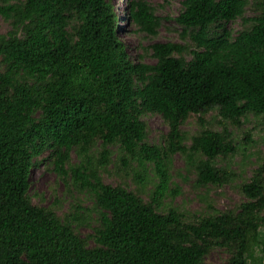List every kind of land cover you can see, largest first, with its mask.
Instances as JSON below:
<instances>
[{
    "label": "trees",
    "instance_id": "16d2710c",
    "mask_svg": "<svg viewBox=\"0 0 264 264\" xmlns=\"http://www.w3.org/2000/svg\"><path fill=\"white\" fill-rule=\"evenodd\" d=\"M111 3L0 6L12 24L0 35V264H205L215 247L232 252L226 264H241L261 244L256 215L264 211V186L258 177L242 186L252 201L237 215L187 222L175 209H158L168 193L165 160L172 154L196 163L199 186L228 180L215 161L236 151L231 134L207 129L203 116L218 109L223 121L236 125L248 115L264 116V0L248 20L251 28L235 37L211 27L244 18L249 0H183L176 21L191 31L193 57L176 56L186 51L181 44L157 43L153 65L132 58ZM129 18L157 34L159 18L147 2L131 1ZM147 113L159 114L169 127L164 148L148 143ZM191 115L205 129L187 147L181 126ZM99 140L103 150L94 168L91 153ZM113 144L124 151L126 166L130 160L144 169L155 164L160 183L152 202L103 182L100 169L110 163ZM72 151L83 159L79 166L70 167ZM46 152L59 176L93 193L100 214L96 247L87 246L72 221L32 205L30 172Z\"/></svg>",
    "mask_w": 264,
    "mask_h": 264
},
{
    "label": "rangeland",
    "instance_id": "374dc122",
    "mask_svg": "<svg viewBox=\"0 0 264 264\" xmlns=\"http://www.w3.org/2000/svg\"><path fill=\"white\" fill-rule=\"evenodd\" d=\"M133 0H111V4L118 18V35L136 62L155 64L151 47L157 43H178L186 47V51L177 57H184L190 61L192 51L196 49L192 41L191 31H185L176 21L181 13L183 0H142L147 2L159 18V27L155 36L147 34L129 18V6ZM138 1V0H135ZM262 0H249L244 18L223 22L222 27L215 24L211 32L222 33L227 29L235 37L243 30H249L252 23L248 20L260 13ZM23 0H0V6L15 4ZM12 30L11 21H7L0 14V35H7ZM22 34V32H20ZM4 66L0 61V72ZM207 122V129L222 132L227 130L236 151L227 156L219 157L215 163L217 168L228 171V180L222 186H199L196 182L198 173L196 163L190 162L188 157L180 152L172 154L165 160L170 176L169 189L160 201L158 211L166 214L172 209L183 215L187 222H198L208 216L224 212L239 214L246 204L251 202L242 191V186L252 182L256 177L264 186V116L248 115L240 125L230 121H223L219 110L215 109L203 116ZM142 119L148 127V143L164 148L167 144L169 127L159 114L147 113ZM186 135L185 145H191L193 136L200 134L205 128L200 124L199 116L191 115L181 126ZM110 163L100 169L103 182L113 187L121 186L139 195L146 203L153 201L160 183V177L154 163H148L144 168L138 161H131L130 166L124 164L125 153L117 144L108 145ZM103 150L99 140L93 148L92 165L97 167L98 159ZM50 153L46 152L34 160L29 180V198L34 206L53 211L61 221H72L75 233L87 242L90 248L96 247L94 234L100 226V214L96 200L90 191L77 187L70 177L65 179L58 175L52 164ZM198 162L202 157H196ZM205 160V158H203ZM82 157L76 151L71 152L70 167L82 164ZM83 164H88L84 161ZM261 234V244L254 248L252 255L243 259L241 264H264V211L256 215ZM232 252L224 247H215L206 256L205 264H226L231 260Z\"/></svg>",
    "mask_w": 264,
    "mask_h": 264
}]
</instances>
